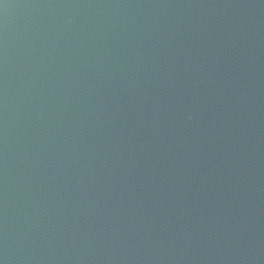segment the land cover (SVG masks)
Wrapping results in <instances>:
<instances>
[{"label":"water","instance_id":"obj_1","mask_svg":"<svg viewBox=\"0 0 264 264\" xmlns=\"http://www.w3.org/2000/svg\"><path fill=\"white\" fill-rule=\"evenodd\" d=\"M0 264H264V0H0Z\"/></svg>","mask_w":264,"mask_h":264}]
</instances>
